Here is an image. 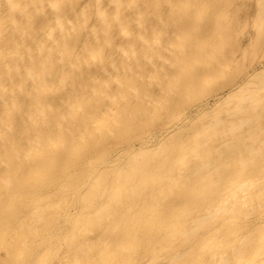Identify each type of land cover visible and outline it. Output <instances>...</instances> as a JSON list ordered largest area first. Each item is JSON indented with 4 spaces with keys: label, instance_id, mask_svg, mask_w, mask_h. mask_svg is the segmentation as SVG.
Instances as JSON below:
<instances>
[{
    "label": "rangeland",
    "instance_id": "rangeland-1",
    "mask_svg": "<svg viewBox=\"0 0 264 264\" xmlns=\"http://www.w3.org/2000/svg\"><path fill=\"white\" fill-rule=\"evenodd\" d=\"M260 1L0 0V264H264V173L221 146L237 140L225 125L200 130L226 117L232 90L205 88L207 108L170 113L166 127L179 128L164 134L150 65L194 70L198 30L228 27L226 52L244 72L264 70ZM176 17L188 21L181 33ZM139 161L168 181L137 173Z\"/></svg>",
    "mask_w": 264,
    "mask_h": 264
},
{
    "label": "bare ground",
    "instance_id": "bare-ground-1",
    "mask_svg": "<svg viewBox=\"0 0 264 264\" xmlns=\"http://www.w3.org/2000/svg\"><path fill=\"white\" fill-rule=\"evenodd\" d=\"M215 2L216 0H209L208 3L211 5ZM260 3L264 5V0H261ZM260 16L264 23V7H262ZM116 21L119 22V19ZM187 24V20L176 17L175 31H178V33L183 32ZM229 30L228 27L222 28L220 36L218 35V37L212 36V33H209L207 29L198 30L194 45L190 47L188 51V60H190L193 66H196L194 70L189 71L186 68V66H190L188 63L180 66L174 62L173 67L175 71L167 74L162 69L167 58H165V60L161 58L150 64L151 67H153L154 79L163 85L161 88V92L163 93L158 94L155 98L151 95V98H154L155 103L158 104V107H156L158 110L154 112V120L157 126L156 130L164 134H169L172 128L173 131L179 128V126L176 125H172L171 129L166 127L168 124V115L172 112H174V114L182 112L186 118H189L190 115L196 112H198V114L203 112L207 108V101L209 100L204 99L205 92L203 90L205 88H209L206 98L213 96L220 98L226 91L232 90L227 97L222 98L223 101L225 100L224 104L229 105L226 109V117H217L213 123L205 125L200 130H211L212 127L225 125L228 131L234 133L237 140L234 142H222L221 146L229 147L230 153L233 155L242 153V159L239 161L255 163L256 167H253L254 170L251 173L262 175L264 173V148L261 147L264 146V122L262 121L263 118L261 114L264 111L261 110L264 109V105L259 102L260 100H264V70L260 72L257 71L260 64L252 63L247 72L242 71L243 66H241L235 58L236 50H231L230 52H226L227 50H225L226 40H224V38L226 37L225 35L229 33ZM0 34H3L1 28ZM145 42H147V40L139 36L138 47L143 48ZM228 71H231L230 75H228ZM251 71L252 74L250 73ZM140 75H142V73ZM179 76H186L187 79L183 81L180 86H176ZM253 84V87H249ZM173 92L174 96L172 95ZM194 96H199L202 103L187 107L181 105L180 101L182 98H193ZM232 98L236 99L233 103L229 102ZM134 112L138 114L139 110L135 108ZM113 118L116 121L124 119L120 118L117 114L114 115ZM227 133H221V135L224 137ZM173 136H176V134L172 135L171 138ZM192 139L195 142V136ZM215 139H217V137L213 136L211 142ZM180 144L183 148H187L183 146L186 145L185 141H180ZM162 145L163 144H161V146ZM195 145L197 148L194 149L192 153H196L200 147L199 143L195 142ZM79 150L80 153L76 156L78 159L84 156L81 154L83 150ZM206 154L210 155L211 152H206ZM224 156H220L214 163L207 165L206 168L210 169L218 166L224 161ZM156 162L160 164L166 163L163 157L156 160ZM156 162L149 163L139 161L136 172L139 173L140 170L144 169L143 175H151L154 173V175H158L161 182L164 183L168 181V178L161 174L160 171H162V166ZM76 179V177L72 178L73 181ZM27 191L29 193L33 192L32 188H27ZM202 225L203 223L197 225L198 231ZM198 231L192 230L188 232L185 235V239H187L186 242L192 243L194 240L198 239L190 238L197 236ZM76 252H79L77 246L73 253ZM180 257L181 255L178 254L170 258L177 260Z\"/></svg>",
    "mask_w": 264,
    "mask_h": 264
}]
</instances>
